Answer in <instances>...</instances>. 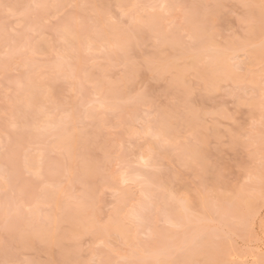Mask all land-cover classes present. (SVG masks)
I'll return each instance as SVG.
<instances>
[{
    "label": "rangeland",
    "instance_id": "1",
    "mask_svg": "<svg viewBox=\"0 0 264 264\" xmlns=\"http://www.w3.org/2000/svg\"><path fill=\"white\" fill-rule=\"evenodd\" d=\"M261 3L0 0V177L9 182L0 179V259L163 260L202 229L215 230L223 251L185 258L259 259ZM28 4L61 7L30 10L6 38L2 6ZM122 9L146 14L154 27L122 31L110 23ZM200 19L210 21L207 33ZM242 35L248 40L238 47ZM238 64L244 73L234 71ZM235 87L251 90L246 100L234 99ZM141 90L143 98L135 95ZM149 126L162 139L137 138ZM34 169L44 182L30 175ZM249 192L254 211L240 229L237 197ZM175 222L185 228L169 226Z\"/></svg>",
    "mask_w": 264,
    "mask_h": 264
},
{
    "label": "snow or ice",
    "instance_id": "2",
    "mask_svg": "<svg viewBox=\"0 0 264 264\" xmlns=\"http://www.w3.org/2000/svg\"><path fill=\"white\" fill-rule=\"evenodd\" d=\"M4 11L3 17V28L5 37L9 35H17V28L22 24L23 18L27 16L32 9H40V8H59L60 5H41V4H28V5H3ZM144 6L142 5H133L132 9L138 10ZM166 7V6H164ZM253 19H255L253 17ZM50 23V21H49ZM110 23L113 25L119 26L122 31L127 33H133L137 28H142L144 30H151L154 27L153 18L147 16L146 14H142L138 11H125L121 10L116 13L114 16L110 17ZM259 41L260 48L262 52H264V0L260 5V15H259ZM197 27L202 34L207 33L211 30V23L207 19H200L197 21ZM189 40H193L191 36L188 37ZM248 40L246 35H242L237 39L238 47H242L244 43ZM193 47H195V41H193ZM127 50V49H126ZM129 59H131V54L129 53ZM235 63V61H234ZM7 71V68L5 69ZM129 74L132 78L135 77L136 66L134 62L130 64L128 68ZM237 73H244L246 68L243 64H238L235 69ZM220 78V70L213 71L208 77L207 82L209 87H214L217 79ZM250 89L235 87L231 89L233 93L234 99L238 101L246 100L249 96ZM135 95L137 97L143 98V91L136 92ZM260 105L261 110L264 111V56L261 58V81H260ZM185 110L192 111L193 102L191 99L185 102ZM174 117H165V121ZM137 138L141 136L148 137L153 140L162 139L160 133L154 130L151 126L138 129L135 132ZM246 139V137H244ZM38 155L41 157V161L43 160L44 153L40 152ZM144 166H149L150 160L143 159ZM261 167H262V175L260 179V191H259V205L262 217H264V148H262V157H261ZM42 169H34L30 171V175L34 177L37 181L44 182V177L41 174ZM251 177H249L250 179ZM0 179L4 180L5 184H8V180L6 178L0 177ZM254 193L249 192L247 194V198L243 193L238 195V199L240 200L242 211L244 213L238 220H234L233 223L240 229H244L247 227L245 217L250 215L254 211L253 207V199ZM31 212V208L28 209ZM133 219L140 224L143 222V219L138 211L135 210V206L132 212ZM175 229H184L185 225L182 222H175L169 225ZM215 230L202 229L197 233H193L190 238L186 239L182 249L172 255H169L166 259H156L149 261H136L134 259H129L125 256H122L117 264H264V236L261 237V248H260V257L256 259L254 256L252 259L239 260L236 257H232L229 260H221V259H209V260H197V259H189L185 258V254L188 252H192L195 254H209L211 252L221 253L223 248L220 243L219 237L212 235L211 233ZM137 243H139L138 237L140 235L139 231H137ZM229 239H231V234H229ZM135 253V249L133 250V254ZM0 264H27V262H20L13 259H0ZM66 264H73L72 261H66ZM95 264V262H93ZM100 264H104L103 261Z\"/></svg>",
    "mask_w": 264,
    "mask_h": 264
},
{
    "label": "bare ground",
    "instance_id": "3",
    "mask_svg": "<svg viewBox=\"0 0 264 264\" xmlns=\"http://www.w3.org/2000/svg\"><path fill=\"white\" fill-rule=\"evenodd\" d=\"M123 38V37H122ZM115 39H117V38H115ZM120 38H118V40H119ZM123 40H126V39H123ZM120 41V40H119ZM122 41V40H121ZM116 44H118L117 42H116ZM121 44V43H120ZM219 66V65H218ZM220 67V66H219ZM225 69V68H224ZM71 147V146H70Z\"/></svg>",
    "mask_w": 264,
    "mask_h": 264
}]
</instances>
